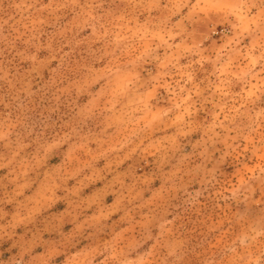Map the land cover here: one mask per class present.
<instances>
[{"label":"rangeland","instance_id":"rangeland-1","mask_svg":"<svg viewBox=\"0 0 264 264\" xmlns=\"http://www.w3.org/2000/svg\"><path fill=\"white\" fill-rule=\"evenodd\" d=\"M0 264H264V0H0Z\"/></svg>","mask_w":264,"mask_h":264}]
</instances>
